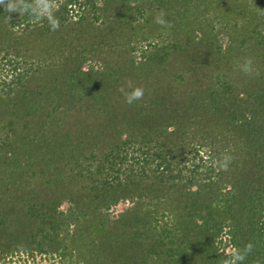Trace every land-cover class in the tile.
<instances>
[{
  "label": "trees",
  "instance_id": "trees-1",
  "mask_svg": "<svg viewBox=\"0 0 264 264\" xmlns=\"http://www.w3.org/2000/svg\"><path fill=\"white\" fill-rule=\"evenodd\" d=\"M58 4L0 5V264H264V0Z\"/></svg>",
  "mask_w": 264,
  "mask_h": 264
},
{
  "label": "clouds",
  "instance_id": "clouds-1",
  "mask_svg": "<svg viewBox=\"0 0 264 264\" xmlns=\"http://www.w3.org/2000/svg\"><path fill=\"white\" fill-rule=\"evenodd\" d=\"M0 5H3L7 13L19 12L20 15L25 13L29 14L35 22L47 18L49 25L53 31H56L60 27L59 19L55 17L54 13L58 10L59 4L58 0H0ZM166 15L161 11L156 17V23L165 24L166 22L163 17ZM9 18L10 15H9ZM170 26V23H169ZM252 59L246 58L241 65L242 71L245 74H250L252 71ZM129 87L132 88L131 84ZM121 91L125 96V101L128 104H133L138 100H142L144 97V88L142 86H136L132 88L130 92L124 91L122 88ZM232 161L230 155H224L219 162V166L227 170L229 164ZM254 245L249 242L244 246L243 249H234L230 253V258L227 260L228 264H243L247 256L252 252Z\"/></svg>",
  "mask_w": 264,
  "mask_h": 264
},
{
  "label": "rangeland",
  "instance_id": "rangeland-1",
  "mask_svg": "<svg viewBox=\"0 0 264 264\" xmlns=\"http://www.w3.org/2000/svg\"><path fill=\"white\" fill-rule=\"evenodd\" d=\"M16 259H18L20 262L24 264H55L52 262L51 259L41 257V256H36L34 259L31 258H26V255H21V256H16ZM18 264V262H16Z\"/></svg>",
  "mask_w": 264,
  "mask_h": 264
}]
</instances>
